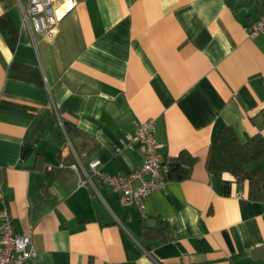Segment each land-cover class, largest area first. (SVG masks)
<instances>
[{
    "label": "crops",
    "instance_id": "1",
    "mask_svg": "<svg viewBox=\"0 0 264 264\" xmlns=\"http://www.w3.org/2000/svg\"><path fill=\"white\" fill-rule=\"evenodd\" d=\"M19 2L0 0V214L31 236L27 264H264V178L206 167L224 126L264 142V36L247 35L264 0H52L72 6L52 40ZM147 120L184 177L141 218L79 178L95 160L114 178L139 169L144 148L123 144Z\"/></svg>",
    "mask_w": 264,
    "mask_h": 264
},
{
    "label": "built area",
    "instance_id": "2",
    "mask_svg": "<svg viewBox=\"0 0 264 264\" xmlns=\"http://www.w3.org/2000/svg\"><path fill=\"white\" fill-rule=\"evenodd\" d=\"M23 26L30 34H37L42 39L52 40L55 36V24L68 12L58 13L53 8L52 0H27L19 2ZM250 39L264 36V12L247 27ZM156 126L154 120L136 121L132 132L125 135L126 149L133 150L134 145L144 148V157L139 169L128 175L114 178L100 172L101 162L95 160L82 168L83 178H79V187L89 185L94 192L97 179L112 188L120 196L124 206H134L141 218L145 217V200L155 192L165 189L169 182V167L164 162L163 146L155 140ZM49 171L52 168H48ZM134 184L136 186L134 187ZM36 254L28 234L16 233L9 213L5 210L0 214V264H27Z\"/></svg>",
    "mask_w": 264,
    "mask_h": 264
},
{
    "label": "trees",
    "instance_id": "3",
    "mask_svg": "<svg viewBox=\"0 0 264 264\" xmlns=\"http://www.w3.org/2000/svg\"><path fill=\"white\" fill-rule=\"evenodd\" d=\"M68 132V129H67ZM264 159V142L259 136L241 143L233 130L224 126L212 141L207 159V169L215 175L223 172L231 173L238 181L248 180L251 184L258 185L264 178L259 169L253 166ZM168 179H182L183 175H177L180 165L169 163Z\"/></svg>",
    "mask_w": 264,
    "mask_h": 264
},
{
    "label": "water",
    "instance_id": "4",
    "mask_svg": "<svg viewBox=\"0 0 264 264\" xmlns=\"http://www.w3.org/2000/svg\"><path fill=\"white\" fill-rule=\"evenodd\" d=\"M154 221H147V225H153Z\"/></svg>",
    "mask_w": 264,
    "mask_h": 264
}]
</instances>
